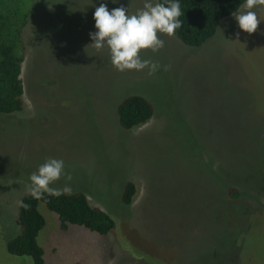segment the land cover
Instances as JSON below:
<instances>
[{
	"label": "rangeland",
	"instance_id": "374dc122",
	"mask_svg": "<svg viewBox=\"0 0 264 264\" xmlns=\"http://www.w3.org/2000/svg\"><path fill=\"white\" fill-rule=\"evenodd\" d=\"M144 2L24 0L32 14L22 30L23 107L0 115V264H31L5 244L48 158L72 177L50 187L81 193L113 228L60 232L39 204L44 264H264V7L254 10L255 33L233 15L197 48L158 33L164 47L140 51L160 65L154 74L118 71L108 48L88 46L95 9L135 13ZM129 95L146 99L152 115L125 131L115 111ZM127 182L135 193L124 206Z\"/></svg>",
	"mask_w": 264,
	"mask_h": 264
},
{
	"label": "trees",
	"instance_id": "16d2710c",
	"mask_svg": "<svg viewBox=\"0 0 264 264\" xmlns=\"http://www.w3.org/2000/svg\"><path fill=\"white\" fill-rule=\"evenodd\" d=\"M167 6L174 0H155ZM182 15V27L173 35L185 47L197 48L211 39L219 23L237 11L246 0H178ZM31 8V7H30ZM31 10L24 0H0V115L18 113L22 110V30ZM116 120L122 130H130L144 124L152 115L150 103L136 95L124 97L116 105ZM134 185L127 182L120 196V203L130 204ZM228 197L238 196L236 189L227 191ZM41 204L58 220V230L65 232L68 226L85 229L104 236L113 228L112 220L102 211L88 205L81 193H66L60 196L45 193L42 198H33L29 192L20 196L14 220L17 234L5 244L10 256L27 257L31 264H44L43 251L36 238L44 227V220L37 210Z\"/></svg>",
	"mask_w": 264,
	"mask_h": 264
},
{
	"label": "clouds",
	"instance_id": "9594fccd",
	"mask_svg": "<svg viewBox=\"0 0 264 264\" xmlns=\"http://www.w3.org/2000/svg\"><path fill=\"white\" fill-rule=\"evenodd\" d=\"M115 3L116 0H113ZM264 7V0H246V2L232 13L241 30L248 34L255 33L262 21L254 9ZM51 9V5L49 4ZM182 15L181 5L178 0L165 6L164 3H153L145 0L142 8L135 13H130L128 7L121 5L109 11L106 3H100L94 12L95 28L97 31L89 33L92 46L97 51L108 48L112 65L118 71L148 69V74H154L160 67L157 62L141 59L140 51L151 49L158 52L164 47L158 33L175 35L176 30L182 27L179 17ZM239 41V33H236ZM65 176L71 180L70 174L65 172V164L62 159L48 158L38 167V170L30 176L31 184L28 187L29 194L36 199L43 197L45 193L53 196L70 193V186L62 190L50 187L54 182Z\"/></svg>",
	"mask_w": 264,
	"mask_h": 264
},
{
	"label": "crops",
	"instance_id": "0c3cea01",
	"mask_svg": "<svg viewBox=\"0 0 264 264\" xmlns=\"http://www.w3.org/2000/svg\"><path fill=\"white\" fill-rule=\"evenodd\" d=\"M243 4H244V3H243ZM243 4H242V5H243ZM259 8H263V7H259ZM259 8H257V9H259ZM254 10H255V9H254Z\"/></svg>",
	"mask_w": 264,
	"mask_h": 264
}]
</instances>
